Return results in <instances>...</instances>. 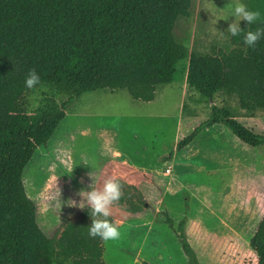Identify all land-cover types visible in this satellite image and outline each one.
<instances>
[{"label":"rangeland","instance_id":"obj_1","mask_svg":"<svg viewBox=\"0 0 264 264\" xmlns=\"http://www.w3.org/2000/svg\"><path fill=\"white\" fill-rule=\"evenodd\" d=\"M233 2L192 0L191 15L176 22V38L189 49L223 48L235 18H218L229 14ZM52 100L62 103L67 96L39 84L25 93V109L44 110ZM213 101L237 111L225 94L206 100L181 78L159 86L150 101L118 89L66 103L64 119L22 175L51 264H188L166 214L175 225L183 221L200 264H254L249 239L264 216V145L250 147L217 123L176 148L207 119ZM236 119L264 133L263 110L252 116L237 111ZM109 176L118 177L128 195L112 206L109 218L121 235L105 242L88 235L84 192Z\"/></svg>","mask_w":264,"mask_h":264},{"label":"trees","instance_id":"obj_2","mask_svg":"<svg viewBox=\"0 0 264 264\" xmlns=\"http://www.w3.org/2000/svg\"><path fill=\"white\" fill-rule=\"evenodd\" d=\"M241 1L259 11L260 19L252 25L242 20L240 27H264V0ZM191 6L192 0H0V264L55 261L22 175L35 149L47 143L64 119L69 100L96 90L123 89L134 100L150 101L159 86L181 78L206 100L225 94L246 116L264 111V38L250 48L242 35L228 33L223 48L189 49L174 28L178 18L191 15ZM33 68L40 84L67 100L26 111L24 79ZM237 111L211 107L207 119L176 148L217 123L250 147L264 145V133L240 123ZM123 192L119 203L128 195ZM164 222L179 239L187 263L200 264L183 221L175 225L166 214ZM249 246L264 264V216Z\"/></svg>","mask_w":264,"mask_h":264},{"label":"clouds","instance_id":"obj_3","mask_svg":"<svg viewBox=\"0 0 264 264\" xmlns=\"http://www.w3.org/2000/svg\"><path fill=\"white\" fill-rule=\"evenodd\" d=\"M229 7V14L219 17L218 19L228 20L229 17L235 19L229 23L227 31L232 37L243 36V43L250 48H254L261 38H264V27H257L254 31L242 29L239 21L247 22V25H252L260 19L259 11H254L248 8L244 3L239 0L234 2ZM41 82V77L33 68L30 69L25 76L24 85L27 89H33ZM215 101L210 103L209 107H217ZM89 175L92 176L90 173ZM93 177V176H92ZM94 179V178H93ZM84 199L86 206L90 209L89 215L91 217V224L88 226V235L91 238L99 237L102 241H115L118 240L121 233L119 225L111 222L112 215L111 209L114 204L124 196L123 185L116 176H109L103 181L101 187H93L90 185V190L84 192ZM84 208L83 206H79ZM254 264H259V255L255 254Z\"/></svg>","mask_w":264,"mask_h":264},{"label":"crops","instance_id":"obj_4","mask_svg":"<svg viewBox=\"0 0 264 264\" xmlns=\"http://www.w3.org/2000/svg\"><path fill=\"white\" fill-rule=\"evenodd\" d=\"M142 217H144V216H142ZM81 258V257H80ZM81 260H82V262L84 261V258H81Z\"/></svg>","mask_w":264,"mask_h":264}]
</instances>
